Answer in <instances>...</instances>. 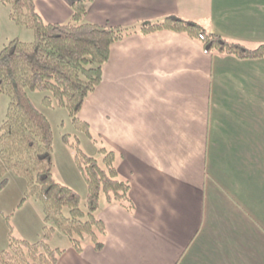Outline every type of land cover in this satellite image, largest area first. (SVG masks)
<instances>
[{
    "label": "crops",
    "instance_id": "obj_1",
    "mask_svg": "<svg viewBox=\"0 0 264 264\" xmlns=\"http://www.w3.org/2000/svg\"><path fill=\"white\" fill-rule=\"evenodd\" d=\"M77 1L36 5L66 22ZM84 1L93 23L178 15L264 43V0ZM80 116L115 150L135 208L101 204L103 248L69 240L57 264H264V57L211 55L171 30L133 34L112 46Z\"/></svg>",
    "mask_w": 264,
    "mask_h": 264
},
{
    "label": "trees",
    "instance_id": "obj_2",
    "mask_svg": "<svg viewBox=\"0 0 264 264\" xmlns=\"http://www.w3.org/2000/svg\"><path fill=\"white\" fill-rule=\"evenodd\" d=\"M8 1L11 19L34 30L36 38L33 42L16 38L0 52V94L11 98L7 117L0 126V188L9 183V173L27 177L24 199L36 197L44 203L46 224L43 237L36 242L11 233L9 249L0 251V264H57L64 249L51 245L56 231L66 235L78 251L83 250L86 238L95 249L103 248L108 229L97 216L103 194L108 203H118L131 211L135 206L130 197L131 183L118 170L116 152L104 144L102 161L76 147V163L88 186V211L81 208L79 193L54 177L52 123L35 105L29 91L50 92L43 101L52 107L67 108L74 125L95 138L94 130L80 113L101 83L116 42L133 34L147 36L171 30L197 40L211 55L241 59L263 58L264 43L250 47L178 15L132 27L93 23L86 20L88 7L84 0L73 4L69 21L49 22L36 0Z\"/></svg>",
    "mask_w": 264,
    "mask_h": 264
},
{
    "label": "rangeland",
    "instance_id": "obj_3",
    "mask_svg": "<svg viewBox=\"0 0 264 264\" xmlns=\"http://www.w3.org/2000/svg\"><path fill=\"white\" fill-rule=\"evenodd\" d=\"M10 14V2L0 0V52L6 44L16 38L24 42H33L36 38L34 30L16 23L11 19ZM29 94L35 105L52 123L54 177L79 193L81 208L87 212L88 186L76 163V147L82 148L88 155L102 161L104 155L101 152V147L105 144L104 140L102 142L103 138L94 129L95 138H92L85 131L77 128L72 122L67 108L47 105L43 99L46 95H50V92L36 90L29 91ZM10 101L11 98L8 94H0V126L7 117ZM66 139L68 140L66 141ZM27 185V177L9 173V183L0 188V251L9 249L11 233L17 238L32 242L38 241L44 235L46 224L44 203L36 197L24 199ZM106 202V196L103 194L101 204L104 206ZM101 211L103 208L97 211V216ZM65 212L68 213L69 209L66 208ZM54 238L55 240H51L53 247L59 245L63 248L70 242L69 238L59 231L55 232ZM87 242L91 243L90 238H86L83 245H87Z\"/></svg>",
    "mask_w": 264,
    "mask_h": 264
}]
</instances>
